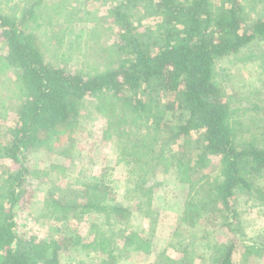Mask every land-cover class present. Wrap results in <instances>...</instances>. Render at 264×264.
Listing matches in <instances>:
<instances>
[{
  "label": "trees",
  "instance_id": "1",
  "mask_svg": "<svg viewBox=\"0 0 264 264\" xmlns=\"http://www.w3.org/2000/svg\"><path fill=\"white\" fill-rule=\"evenodd\" d=\"M9 1L12 12L0 8V87L20 106L11 126L0 125V164L7 165L0 173V264H61L65 249L79 252L77 264L148 256L159 167L173 170L187 191L167 243L174 258L164 249L152 264L264 258V231L248 238L242 221L248 211L264 213V0H114L107 28L95 23L73 35L97 49L91 35L112 29L111 43L98 46L107 55L89 54L91 62L73 70L67 60L74 43L62 50L64 36L74 21H98L82 6L107 0ZM147 16L154 21L143 29ZM225 61L253 65L258 84L225 89L226 71L217 70ZM88 100L104 115L103 137L125 167L127 202L119 204L102 180L68 193L51 186L40 218L76 224L95 215L102 226L86 238L76 230L61 241L20 238L15 213L28 206L36 177L26 155L56 151Z\"/></svg>",
  "mask_w": 264,
  "mask_h": 264
},
{
  "label": "rangeland",
  "instance_id": "2",
  "mask_svg": "<svg viewBox=\"0 0 264 264\" xmlns=\"http://www.w3.org/2000/svg\"><path fill=\"white\" fill-rule=\"evenodd\" d=\"M8 1L0 0V8L6 12H12L13 1ZM73 1L69 0L73 5L78 4L76 3L78 0H75V3ZM112 2L114 0H107L105 3L99 1L88 4L86 7L82 6V11L87 10L89 16L97 18L98 21L92 20L87 23L74 21L70 24L73 33L64 36L65 41L62 47V50H65L70 46L69 42L74 43L67 60V64L71 66L70 70L75 69L76 66H81L85 60L91 62L92 57L88 58L89 54L97 53L96 55L100 59L106 54V50L103 55L100 48L104 49V46L111 43L112 29L91 35L97 49L95 45L93 49L91 46L89 47L91 43L86 44L85 38L75 40L73 35L77 34L79 29L92 30L95 23H104V27L107 28L108 25H105L104 16ZM82 15H84L83 12H80L79 16ZM153 21L152 16H147L141 20L142 28L150 27ZM42 30L46 32L48 27L41 29V32ZM76 44H79L77 47L80 50L86 49L87 55L85 57H83V54H78ZM1 50H3V47L0 43ZM46 56L49 57L50 52L46 53ZM217 70L226 71V73H222L221 79L224 88L228 91H237L242 85L245 86L246 91H249L250 87L258 84L256 68L253 65H231L225 61L218 64ZM6 95V90L0 87V125L8 127L13 124L20 104L16 101L6 100ZM93 105L94 103L91 100L84 103L79 111V118L74 125L75 127L61 137L60 146L56 151L53 150L48 153L35 151L26 155L25 165L29 170L35 172L36 177L31 178L29 181L31 196L28 206L15 213L16 234L20 238L33 236L43 241H49L51 238L61 241L62 238L70 235L69 233L72 230H76L83 238H86L90 230L102 226L101 217L95 215H90L76 224H63L40 218L43 202L47 199L51 186L58 187L68 193L78 189L84 181L102 180L112 186L116 193L117 202L121 205L126 204L125 167L123 164L116 163L114 142L105 140L102 134L105 117L101 112L93 110ZM6 166V164H0V173H3ZM155 182L157 186L153 193L152 209L157 214V223L152 239L153 249L148 256L134 258L124 264H152L157 254L164 249H167L166 254L170 258H174V250L167 248V243L178 224L187 190L185 185L179 183L173 170L164 172L162 167L157 169ZM242 221L244 232L248 238L264 231V213L259 214L256 210L248 211L242 217ZM79 259V252L74 250L65 249L60 255L61 264H77ZM255 264H264V258H261Z\"/></svg>",
  "mask_w": 264,
  "mask_h": 264
}]
</instances>
